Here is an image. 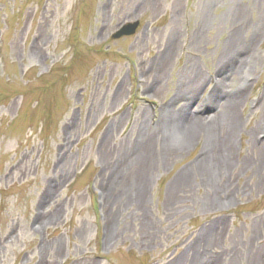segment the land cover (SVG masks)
I'll return each instance as SVG.
<instances>
[{
    "label": "rangeland",
    "instance_id": "1",
    "mask_svg": "<svg viewBox=\"0 0 264 264\" xmlns=\"http://www.w3.org/2000/svg\"><path fill=\"white\" fill-rule=\"evenodd\" d=\"M0 264H264V0H0Z\"/></svg>",
    "mask_w": 264,
    "mask_h": 264
},
{
    "label": "bare ground",
    "instance_id": "2",
    "mask_svg": "<svg viewBox=\"0 0 264 264\" xmlns=\"http://www.w3.org/2000/svg\"><path fill=\"white\" fill-rule=\"evenodd\" d=\"M216 87H218V88H221V89H223V87L222 86H220V84H217L214 88H216ZM225 99L226 100H228V101H230L232 104H234V99L231 97V100H229L230 98L228 97V94H227V96L225 97ZM191 113V112H190ZM190 113H186V112H184V111H180V112H178V115L179 114H183L182 116H185L186 118V123H185V125H184V128H183V130H184V137H185V140L186 139H189V138H191L192 137V134H194L195 133V125H194V122H198L199 120L194 116V117H192L191 115H190ZM221 115V114H220ZM218 119V117L215 119L214 118V121H218L217 120ZM233 123V120L232 119H230L229 118V122H228V128H231V126L233 125L232 124ZM216 143V142H215ZM224 144V142H222V141H220L219 143H218V145L220 146V144ZM219 148V147H218ZM223 149V148H222ZM222 149L219 151V154L217 155V158L216 159H214V166L217 168V170H218V172H216V176L217 177H215V178H217V179H220L219 178V175H220V167L221 166H223L224 165V162L222 161V159H224V157L225 156H221V152H222ZM224 151L228 154L229 153V151H227V150H225L224 149ZM226 159H227V157H226ZM220 166V167H219Z\"/></svg>",
    "mask_w": 264,
    "mask_h": 264
},
{
    "label": "clouds",
    "instance_id": "3",
    "mask_svg": "<svg viewBox=\"0 0 264 264\" xmlns=\"http://www.w3.org/2000/svg\"><path fill=\"white\" fill-rule=\"evenodd\" d=\"M168 143L172 148H180L184 141V133L179 123L174 124L170 127L167 132Z\"/></svg>",
    "mask_w": 264,
    "mask_h": 264
},
{
    "label": "water",
    "instance_id": "4",
    "mask_svg": "<svg viewBox=\"0 0 264 264\" xmlns=\"http://www.w3.org/2000/svg\"><path fill=\"white\" fill-rule=\"evenodd\" d=\"M138 28V22H133L131 24H126L121 26L113 35L112 39L117 40L123 37H130L135 34Z\"/></svg>",
    "mask_w": 264,
    "mask_h": 264
}]
</instances>
